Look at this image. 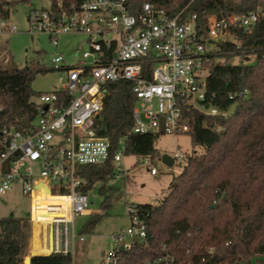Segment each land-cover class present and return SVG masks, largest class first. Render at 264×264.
Wrapping results in <instances>:
<instances>
[{"label":"built area","instance_id":"1","mask_svg":"<svg viewBox=\"0 0 264 264\" xmlns=\"http://www.w3.org/2000/svg\"><path fill=\"white\" fill-rule=\"evenodd\" d=\"M185 9L170 17L164 9L145 2L133 13L129 0H50L47 7L31 9L30 30L46 33L55 46L63 35H84L89 46L74 64H67L63 53L53 57L63 84L34 98L38 115L28 131L0 121V196L16 184L29 196L30 220L40 225L39 238L48 254L72 255L76 239L86 240L74 231L75 217L90 210L82 167L111 162L116 179L126 174L124 139L115 148L110 138L96 130L110 83L132 82L135 133H187L191 110L208 115L230 113L206 103L210 55L219 43L234 40L232 29L251 30L263 9L229 16L210 14L204 22L197 14L184 16ZM17 30L9 19H0V35ZM248 93L244 89L235 95ZM177 158L185 156L175 157L174 163ZM150 172L159 173L155 167ZM45 180L52 196L69 201L68 215L59 204L49 207V216L34 218V183L41 185ZM166 194L154 204L161 203ZM128 210L132 224L114 233L113 248L101 264H120L121 247L131 249L134 239H146V225L135 203L128 204ZM166 259L174 261L169 254Z\"/></svg>","mask_w":264,"mask_h":264},{"label":"trees","instance_id":"2","mask_svg":"<svg viewBox=\"0 0 264 264\" xmlns=\"http://www.w3.org/2000/svg\"><path fill=\"white\" fill-rule=\"evenodd\" d=\"M19 1L0 0V19H9ZM145 2L164 9L170 17L186 8L184 16L197 14L203 22L210 14L263 10L251 30L232 29L234 40L219 43L211 53L206 103L230 113L190 111L187 133L203 151L187 157L161 203H135L147 237L134 239L131 249L120 250V264H264V0H129L131 12H139ZM236 56H252L253 61L233 63ZM46 71L34 62L0 70L2 123L30 129L38 115L34 98L40 94L32 82ZM244 89L249 91L247 96L235 95ZM135 105L131 81L110 83L96 120L97 133L110 138L115 148L124 139L127 154L154 158L160 135L132 130ZM82 170L86 192L114 172L111 162L85 165ZM108 200L103 206H108ZM99 216H93L86 230L94 228ZM40 229L37 224L35 233ZM31 236L30 215L0 217V264H24ZM168 254L173 262L166 259ZM30 264H74V258L71 254H36Z\"/></svg>","mask_w":264,"mask_h":264},{"label":"rangeland","instance_id":"3","mask_svg":"<svg viewBox=\"0 0 264 264\" xmlns=\"http://www.w3.org/2000/svg\"><path fill=\"white\" fill-rule=\"evenodd\" d=\"M49 3L50 0L19 1L14 8H11L9 17L10 23L15 24L18 30L0 35V70L24 68L32 62L47 69L44 73H38L32 82L33 90L39 93L56 90L63 84L62 72L54 69L56 67L52 62L55 55L63 53L65 62L74 64L83 51L89 49L87 37L84 35H63L60 38V45L55 46L46 33L30 30L28 16L31 9L47 7ZM231 61L246 63L253 61V57L246 59L236 56ZM233 109L234 107L231 110ZM156 148L158 155L154 158L127 154L124 157L126 174L123 178L116 179L113 176L90 188L88 195L91 212L78 215L74 220L75 234L86 238L83 242L79 238L75 241L72 252L74 264H101L104 254L113 248L114 233L127 230L132 224L128 204L154 203L157 197L168 192L173 177L182 171L187 157L194 151L199 153L203 151L201 147L193 145L190 133L161 134L156 140ZM165 154L173 158L180 155L185 158L182 160L177 158L172 166H168L163 161ZM152 167L159 171L157 175L150 172ZM41 185L46 186V191L50 190L46 180ZM52 192L56 193V190L53 189ZM108 197V206H103ZM35 201L37 198L34 197ZM43 201L39 206L34 207V218L41 219L43 214L46 217L49 216V207L59 204L65 210L63 214L68 215L66 211L69 212V201L67 199L51 195L45 197ZM30 211L31 200L29 196L22 193L19 185H14L11 191L0 196V217L9 214L25 217ZM98 214L100 215L98 223L93 229L86 230L88 222ZM35 231L36 226L32 224V236L24 257V264H26V257L32 254ZM42 233L46 235L45 230Z\"/></svg>","mask_w":264,"mask_h":264},{"label":"crops","instance_id":"4","mask_svg":"<svg viewBox=\"0 0 264 264\" xmlns=\"http://www.w3.org/2000/svg\"><path fill=\"white\" fill-rule=\"evenodd\" d=\"M90 212L91 210H89L87 213H90ZM39 233H40V230H37V233H35L33 236L32 254L30 255V257L34 254L49 253V249L46 246V244L41 243V240L39 238ZM26 259H29V257H26Z\"/></svg>","mask_w":264,"mask_h":264},{"label":"bare ground","instance_id":"5","mask_svg":"<svg viewBox=\"0 0 264 264\" xmlns=\"http://www.w3.org/2000/svg\"><path fill=\"white\" fill-rule=\"evenodd\" d=\"M47 196H51L50 190L46 191L45 185H40L38 182L34 183V197L37 198V201L34 202V207L37 204L43 203V199ZM46 217L44 214L42 215V218ZM41 218V219H42Z\"/></svg>","mask_w":264,"mask_h":264},{"label":"water","instance_id":"6","mask_svg":"<svg viewBox=\"0 0 264 264\" xmlns=\"http://www.w3.org/2000/svg\"><path fill=\"white\" fill-rule=\"evenodd\" d=\"M163 161H164V163H166L168 166H172L173 164H174V158L173 157H171L170 155H167V154H165L164 156H163ZM121 250H123V247H121ZM33 256V255H32ZM31 256V257H32ZM31 257H29V264H30V261H31Z\"/></svg>","mask_w":264,"mask_h":264}]
</instances>
